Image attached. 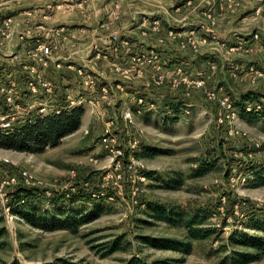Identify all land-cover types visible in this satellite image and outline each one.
I'll list each match as a JSON object with an SVG mask.
<instances>
[{"label": "rangeland", "instance_id": "rangeland-1", "mask_svg": "<svg viewBox=\"0 0 264 264\" xmlns=\"http://www.w3.org/2000/svg\"><path fill=\"white\" fill-rule=\"evenodd\" d=\"M221 4V12L227 14L243 12L246 7L243 0H224ZM206 8L207 12H199L200 17L194 15L192 21L202 22L199 27L206 30L205 22L213 30L216 22L208 14L213 15L209 12L214 8ZM183 13L182 10L179 15L182 17ZM256 18V22L264 24L263 6L257 9ZM248 22L241 21L237 31L251 28ZM10 27L11 18L0 20V31H9ZM163 32L164 42L165 37L176 36ZM176 37L179 49L184 50L185 43V52L196 57L201 45L207 44V38L197 31ZM216 64L209 63L206 70L198 73V76H213L209 88L231 100L253 92L262 100L260 107H264V82L256 81L251 91L246 86L240 89L237 85L242 84L233 81L228 68L223 69L224 73L227 71L226 84L217 85ZM212 65L214 73L210 70ZM155 103L153 108L144 107L139 113H131L132 122L126 129L122 120H118L120 146L125 148L129 141L137 142L136 157L142 160L144 173L149 172L144 181L105 184L103 175L109 169V160L100 146L99 130L91 135L89 132V138L85 139L82 127L64 138L60 146L39 155L0 151V199H3L0 201V264H10L13 260L19 264H51L59 259L82 264H127L132 259L145 264H230L235 253H253L236 243L241 238L263 237L255 227L264 225V187L250 186L249 173L251 167L264 165L263 123L257 120L246 124L239 117L220 123L218 107L196 90L191 100ZM172 105L178 106L177 112ZM83 109L82 126L89 117L88 105L84 104ZM118 115L116 112L113 118L119 119ZM86 148L90 152L84 151ZM153 152L159 154L151 158L141 156ZM23 171L31 182L19 185L36 190L14 211L29 215L33 224L9 211L8 194L17 187L1 188L9 177ZM101 192L104 194L99 195ZM79 193L84 196L74 197L73 202L67 200ZM61 195L64 200L58 201ZM106 195L112 200L106 199ZM155 211L174 214L172 219H182L181 224L159 221ZM62 214L73 215L76 220L96 218L77 225L74 230L44 228L52 221H63ZM192 218L200 220L202 228L214 229L215 233L205 240H187L184 225ZM140 238L189 242L191 252L183 255L155 250L143 245ZM115 247L118 250L113 251ZM249 264H264V256Z\"/></svg>", "mask_w": 264, "mask_h": 264}, {"label": "crops", "instance_id": "crops-1", "mask_svg": "<svg viewBox=\"0 0 264 264\" xmlns=\"http://www.w3.org/2000/svg\"><path fill=\"white\" fill-rule=\"evenodd\" d=\"M185 1L183 4V0H0V20L11 18L9 31H0V68H10L11 82L18 89L22 87L24 74L19 65L24 63L31 71L30 76L42 77L53 85V102L65 104L72 98L78 101L75 107L83 109L84 104L88 105L89 117L83 126L81 118L80 126L84 127L85 139L89 138V132L91 135L96 130L102 135L104 125L109 121L115 123L119 137L120 115L126 109L139 113L134 104L136 96L144 97L153 105L158 100L171 104L191 100L194 89L173 87V80L179 77L177 70L193 79L206 70L209 63H217V85L225 82L227 71L224 73L223 69L228 68L232 71L229 73H232L233 81L242 84L243 87L237 85L240 89L246 86L251 91L256 81L263 84L264 24L263 21L256 22V11L263 6L264 12V0H243L246 5L243 12L231 14L221 12L223 7L219 5L224 0ZM206 7L214 8L209 12L213 15L208 14L216 22L213 30L205 22L206 30L199 27L202 22L192 21L194 15L200 17L207 12ZM182 10L184 16L181 17L179 12ZM248 13L251 14L240 19ZM244 20L251 23V28L237 31ZM163 31L184 37L197 31L198 35L207 38V44L201 45L199 57H196L185 52V43L184 50L179 49L176 36H167L164 42ZM36 40L50 46L51 56L46 67L26 58V50ZM232 49L236 50L230 51ZM150 52L158 55L160 70L132 62L137 54L148 55ZM10 54H17L21 61L17 63L11 58L9 66ZM57 62L62 65L60 70L56 68ZM116 67L124 69L125 73L115 72ZM76 68H83L95 77V86H83L81 78L75 74ZM159 76H162L161 83H157ZM21 101L34 106L37 102L32 97H24ZM116 112L120 113L119 119L113 118Z\"/></svg>", "mask_w": 264, "mask_h": 264}, {"label": "built area", "instance_id": "built-area-1", "mask_svg": "<svg viewBox=\"0 0 264 264\" xmlns=\"http://www.w3.org/2000/svg\"><path fill=\"white\" fill-rule=\"evenodd\" d=\"M56 36H58V34ZM50 56V46L38 40L26 50V58L37 63L40 67L47 66L50 61ZM11 58L15 59L17 63L21 61L17 54H10L8 56V59H10L9 66H11ZM132 62L137 65L149 66L156 71L162 68L160 59L155 52H150L148 55L137 54L132 58ZM55 65L59 70L62 68V65L59 62ZM19 66L22 70V74L23 72L24 74L22 87L18 89L15 83L11 82L10 68H0V130L9 131L13 129L16 124L25 121L29 116L46 117L59 114L61 111L70 110L77 106L78 101H74L72 98H69L65 104L53 102V85L42 77L30 76L29 72L31 71L26 68L24 63H21ZM114 70L118 73H125L124 69L119 67H116ZM210 70L214 73L215 66H210ZM75 74L77 77L81 78L83 86H95V77L86 72L83 68H76ZM177 76L179 77L173 80V87L178 89L181 88L182 90L192 88L201 91L204 98L210 103L216 105L220 110L218 122H230V120L234 121L238 118V113L233 106V101L227 95H220L214 88L211 89L208 87V83L211 80L210 75H202L192 79L183 76L180 74V70H177ZM161 81L162 76H159L157 83H161ZM102 92L106 94L105 90H102ZM24 97L34 98L37 101L36 105L34 106L23 103L21 100H23ZM134 104L138 107V111L139 109H144V107H154L152 103L147 102L142 96H137L134 100ZM260 108V105L257 103L246 105L247 111H259ZM121 119L124 123L123 128L126 129L132 122L130 109H126L122 113ZM100 144L107 152L109 160V169L103 175V181L105 184L111 182L114 185H118L128 181L138 182L145 180V170L141 163L142 160L136 157L137 142L132 140L128 142V145L125 148L121 147L116 132V126L113 121H109L104 125L100 137ZM4 162L8 163L7 160H4ZM20 182H23L25 185L30 184L31 180L27 172L23 171L17 176L9 177L3 182L1 188L17 187ZM103 194L104 192L99 193V195ZM107 198L112 200L111 197H107L106 195V199ZM2 200L3 199H0V201Z\"/></svg>", "mask_w": 264, "mask_h": 264}, {"label": "trees", "instance_id": "trees-1", "mask_svg": "<svg viewBox=\"0 0 264 264\" xmlns=\"http://www.w3.org/2000/svg\"><path fill=\"white\" fill-rule=\"evenodd\" d=\"M233 106L238 113V117L246 124H252L254 121L260 120L264 125V107H261L259 111H247V104H260L262 101L259 96L253 92H248L239 95L237 100H232ZM264 103V102H263ZM180 106V105H179ZM263 106V105H262ZM177 112V105H173ZM83 115V109L81 107H74L70 110L61 111L59 114L49 115L46 117H33L29 116L22 123L16 124L13 129L9 131L0 130V149L17 153L39 155L44 153L48 149L56 148L60 145L62 139L75 133L81 126V118ZM178 118V117H175ZM175 122V121H174ZM159 153L153 152L151 154L141 155L144 158H151L157 156ZM250 186L253 188L264 187V165H259L250 168ZM149 172H145L144 175L148 176ZM36 189H29L25 187L17 186L16 191L9 193L8 197L11 199V211L12 215H18L21 219L25 220L28 224H33V221L29 219V215L23 213H15L14 207L20 206L27 201L32 192ZM83 194L71 196L67 200L70 202L75 201L74 197L80 198ZM7 197V198H8ZM58 201H63L64 196L57 197ZM158 220L163 221L169 225L181 224L182 219L174 220L171 216L165 215L163 211H155ZM176 215V214H175ZM63 221H52L50 226H44L49 228L48 230H74L77 225L87 224L95 220V216L88 217L86 219L76 220L73 215L62 214ZM177 216V215H176ZM1 221V219H0ZM44 224V223H43ZM41 226V225H40ZM200 220L194 218L185 222L184 228L186 230V239L191 241H201L212 236L215 233L214 229L202 228ZM256 230L263 234V237L255 239L241 238L238 243L240 246L250 249L253 253H235L231 258L230 264H249L254 261H258L264 256V225L255 227ZM1 236V233H0ZM143 245L148 246L155 250L171 251L175 253H181L188 255L191 252V243L179 242L173 240H162L152 238H140ZM118 249H113L116 251ZM10 264H19L16 260H13ZM51 264H82L72 263L62 259L56 260ZM127 264H145L137 259L130 260Z\"/></svg>", "mask_w": 264, "mask_h": 264}]
</instances>
